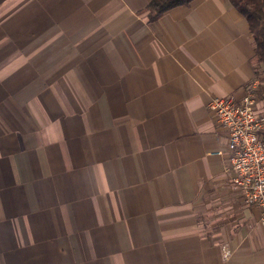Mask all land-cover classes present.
<instances>
[{"label":"crops","instance_id":"crops-1","mask_svg":"<svg viewBox=\"0 0 264 264\" xmlns=\"http://www.w3.org/2000/svg\"><path fill=\"white\" fill-rule=\"evenodd\" d=\"M149 2L0 0V264H264L207 110L256 75L247 22Z\"/></svg>","mask_w":264,"mask_h":264},{"label":"built area","instance_id":"built-area-1","mask_svg":"<svg viewBox=\"0 0 264 264\" xmlns=\"http://www.w3.org/2000/svg\"><path fill=\"white\" fill-rule=\"evenodd\" d=\"M261 84V77L255 75L241 97H212L207 110L213 118L216 135L225 137L228 160L225 172L232 189L243 205L259 210L255 226L264 227V113L256 111ZM221 249L227 258L228 248L224 245Z\"/></svg>","mask_w":264,"mask_h":264},{"label":"trees","instance_id":"trees-1","mask_svg":"<svg viewBox=\"0 0 264 264\" xmlns=\"http://www.w3.org/2000/svg\"><path fill=\"white\" fill-rule=\"evenodd\" d=\"M192 0H150L146 7L148 20L159 19L166 11L186 6ZM230 4L246 20L250 34L254 40L255 56L258 68L256 75L264 84V0H228ZM264 140V133L262 134Z\"/></svg>","mask_w":264,"mask_h":264},{"label":"clouds","instance_id":"clouds-1","mask_svg":"<svg viewBox=\"0 0 264 264\" xmlns=\"http://www.w3.org/2000/svg\"><path fill=\"white\" fill-rule=\"evenodd\" d=\"M225 255L227 256V253Z\"/></svg>","mask_w":264,"mask_h":264}]
</instances>
